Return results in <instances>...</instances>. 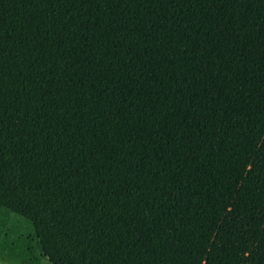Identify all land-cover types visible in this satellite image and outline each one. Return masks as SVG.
<instances>
[{
  "label": "trees",
  "instance_id": "trees-1",
  "mask_svg": "<svg viewBox=\"0 0 264 264\" xmlns=\"http://www.w3.org/2000/svg\"><path fill=\"white\" fill-rule=\"evenodd\" d=\"M264 140V0H0L11 264H204Z\"/></svg>",
  "mask_w": 264,
  "mask_h": 264
},
{
  "label": "rangeland",
  "instance_id": "rangeland-1",
  "mask_svg": "<svg viewBox=\"0 0 264 264\" xmlns=\"http://www.w3.org/2000/svg\"><path fill=\"white\" fill-rule=\"evenodd\" d=\"M204 264H264V140Z\"/></svg>",
  "mask_w": 264,
  "mask_h": 264
},
{
  "label": "crops",
  "instance_id": "crops-1",
  "mask_svg": "<svg viewBox=\"0 0 264 264\" xmlns=\"http://www.w3.org/2000/svg\"><path fill=\"white\" fill-rule=\"evenodd\" d=\"M11 219H12V214L5 213L2 210H0V242L3 239V236L6 232V229L9 225ZM0 264H11V263L0 259Z\"/></svg>",
  "mask_w": 264,
  "mask_h": 264
}]
</instances>
